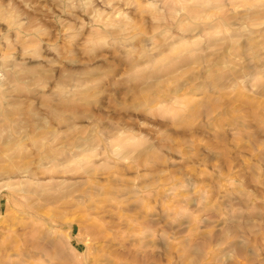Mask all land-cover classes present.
<instances>
[{"label": "rangeland", "instance_id": "rangeland-1", "mask_svg": "<svg viewBox=\"0 0 264 264\" xmlns=\"http://www.w3.org/2000/svg\"><path fill=\"white\" fill-rule=\"evenodd\" d=\"M0 264H264V0H0Z\"/></svg>", "mask_w": 264, "mask_h": 264}]
</instances>
